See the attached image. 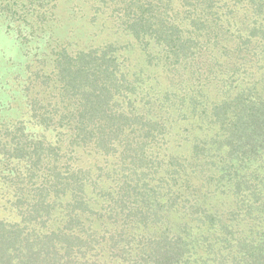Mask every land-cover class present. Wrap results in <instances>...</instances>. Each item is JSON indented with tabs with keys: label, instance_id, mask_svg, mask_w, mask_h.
Wrapping results in <instances>:
<instances>
[{
	"label": "trees",
	"instance_id": "1",
	"mask_svg": "<svg viewBox=\"0 0 264 264\" xmlns=\"http://www.w3.org/2000/svg\"><path fill=\"white\" fill-rule=\"evenodd\" d=\"M0 264H264V0H0Z\"/></svg>",
	"mask_w": 264,
	"mask_h": 264
}]
</instances>
